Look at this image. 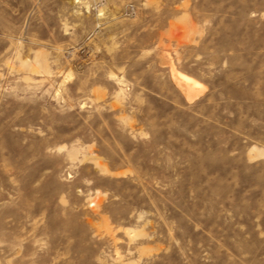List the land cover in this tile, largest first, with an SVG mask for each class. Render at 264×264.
<instances>
[{
    "label": "rangeland",
    "instance_id": "rangeland-1",
    "mask_svg": "<svg viewBox=\"0 0 264 264\" xmlns=\"http://www.w3.org/2000/svg\"><path fill=\"white\" fill-rule=\"evenodd\" d=\"M0 264H264V0H0Z\"/></svg>",
    "mask_w": 264,
    "mask_h": 264
},
{
    "label": "bare ground",
    "instance_id": "bare-ground-1",
    "mask_svg": "<svg viewBox=\"0 0 264 264\" xmlns=\"http://www.w3.org/2000/svg\"><path fill=\"white\" fill-rule=\"evenodd\" d=\"M174 76L176 77L177 81H179V84H181V87L184 86L183 89L185 88L184 90H186V96L189 99H192L194 97L196 86H198L200 82L182 72H174Z\"/></svg>",
    "mask_w": 264,
    "mask_h": 264
}]
</instances>
